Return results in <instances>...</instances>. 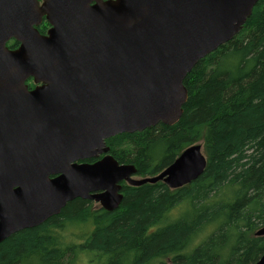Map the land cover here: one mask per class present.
<instances>
[{"label": "water", "instance_id": "obj_1", "mask_svg": "<svg viewBox=\"0 0 264 264\" xmlns=\"http://www.w3.org/2000/svg\"><path fill=\"white\" fill-rule=\"evenodd\" d=\"M93 1L44 0L38 9L37 0H0V242L75 198L113 210L121 182L174 189L205 168L194 143L135 179V166L118 163L105 140L176 123L184 77L239 32L257 0ZM43 11L47 35L34 27ZM11 36L17 49L5 46ZM29 77L41 85L26 90ZM254 264H264V251Z\"/></svg>", "mask_w": 264, "mask_h": 264}, {"label": "trees", "instance_id": "obj_2", "mask_svg": "<svg viewBox=\"0 0 264 264\" xmlns=\"http://www.w3.org/2000/svg\"><path fill=\"white\" fill-rule=\"evenodd\" d=\"M183 84L176 123L118 133L105 144L146 177L201 140L206 165L194 180L174 189L121 182L113 210L75 198L2 240L0 264H254L264 251V234H255L264 226V0Z\"/></svg>", "mask_w": 264, "mask_h": 264}, {"label": "flooded vegetation", "instance_id": "obj_3", "mask_svg": "<svg viewBox=\"0 0 264 264\" xmlns=\"http://www.w3.org/2000/svg\"><path fill=\"white\" fill-rule=\"evenodd\" d=\"M97 1V0H96ZM96 1H93L94 3L96 2ZM101 2H105L106 0H100ZM43 2H44V0H37V8L38 9H40V7L42 6V4H43ZM92 2V3H93ZM40 15H41V20H40V22L38 23V24H36V25H34V27L37 29V31L40 33V34H42V35H47V31H48V29L52 26L49 22H48V20L45 18L46 17V13L43 11L42 13H40ZM42 23L43 24H45V29H44V31H40L39 30V27L42 25ZM43 27V26H42ZM10 42H14L15 44L13 45V44H11ZM20 45V41H18V40H16V38H14V37H10V38H8L7 39V41L5 42V46L8 48V49H10V50H14V49H17L18 48V46ZM11 46H13V47H11ZM39 85H41V82H36V81H34V79H33V77H29V78H27L26 80H25V82H24V87L26 88V90H28V91H30V90H33V89H35L36 87H38ZM101 157H103V155H99V156H97L96 158H91L90 160L91 161H87V160H85V161H87V162H93V161H96V160H98V159H100ZM86 200H88V199H86Z\"/></svg>", "mask_w": 264, "mask_h": 264}, {"label": "rangeland", "instance_id": "obj_4", "mask_svg": "<svg viewBox=\"0 0 264 264\" xmlns=\"http://www.w3.org/2000/svg\"><path fill=\"white\" fill-rule=\"evenodd\" d=\"M198 144H200V146H201V150H202V152H203V154H204V150H203V141H198L197 142ZM205 155V154H204ZM132 178H135V179H140L141 178V176H138V175H136V173L134 174V175H132ZM126 183V182H125ZM92 201V205H91V208L92 209H96V208H98L99 207V203H97V202H95V201H93V200H91ZM74 231L73 232H71V237L73 238V239H75L76 238V235L78 234V231H75V229H73ZM72 231V230H71ZM255 234L256 235H261V234H258L257 233V231L255 232ZM75 264H91V263H89L87 260H86V258L85 259H79V260H77L76 261V263Z\"/></svg>", "mask_w": 264, "mask_h": 264}]
</instances>
